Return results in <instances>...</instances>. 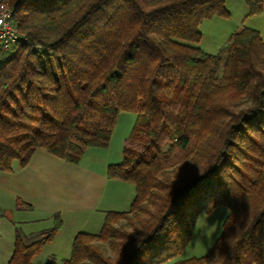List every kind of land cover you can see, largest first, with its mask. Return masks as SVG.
<instances>
[{
	"label": "trees",
	"instance_id": "obj_1",
	"mask_svg": "<svg viewBox=\"0 0 264 264\" xmlns=\"http://www.w3.org/2000/svg\"><path fill=\"white\" fill-rule=\"evenodd\" d=\"M226 1L11 0L21 41L0 44V170L25 167L37 147L79 163L109 146L122 112L137 115L142 150L125 146L107 168L134 184L131 208L78 233L63 264H166L221 205L230 213L211 250L173 264H264V38L243 26L224 56L198 46L205 19L230 16ZM245 1L248 16L264 12ZM52 218L29 243L16 228L8 264H33L63 226Z\"/></svg>",
	"mask_w": 264,
	"mask_h": 264
},
{
	"label": "crops",
	"instance_id": "obj_2",
	"mask_svg": "<svg viewBox=\"0 0 264 264\" xmlns=\"http://www.w3.org/2000/svg\"><path fill=\"white\" fill-rule=\"evenodd\" d=\"M118 118L109 146L87 148L79 163L37 147L25 167L14 160L12 171L0 170V264H8L14 252L17 227L29 243L50 229L53 215L60 214L62 228L32 263L63 264L71 257L78 233L97 234L109 212L130 210L136 195L134 184L107 175L110 164L123 161L133 129L124 127L119 135L115 131ZM18 201L28 206L19 207Z\"/></svg>",
	"mask_w": 264,
	"mask_h": 264
},
{
	"label": "rangeland",
	"instance_id": "obj_3",
	"mask_svg": "<svg viewBox=\"0 0 264 264\" xmlns=\"http://www.w3.org/2000/svg\"><path fill=\"white\" fill-rule=\"evenodd\" d=\"M226 6L230 11L229 17L215 15L212 18L205 19L200 24V31L202 32L203 38L198 46L207 53L222 54L224 56L231 42L230 37L243 26L259 29L261 35L264 37V12L260 15L248 16L249 8L245 0H227ZM135 115L133 112H122L119 115L118 128H115V131L117 129L120 135L124 127L127 130H131ZM162 138L164 142L163 149L165 150L171 144V139L167 136H162ZM128 145L142 150V146L134 140H130ZM182 155L180 149L174 150L171 157L165 160L166 165L169 168L173 167ZM229 213V208L221 205L210 215L201 214L198 217L194 234L187 247L179 256L166 264H173L175 261L206 255L221 235L223 223Z\"/></svg>",
	"mask_w": 264,
	"mask_h": 264
},
{
	"label": "built area",
	"instance_id": "obj_4",
	"mask_svg": "<svg viewBox=\"0 0 264 264\" xmlns=\"http://www.w3.org/2000/svg\"><path fill=\"white\" fill-rule=\"evenodd\" d=\"M11 0H0V44L9 48L21 41L12 21Z\"/></svg>",
	"mask_w": 264,
	"mask_h": 264
}]
</instances>
